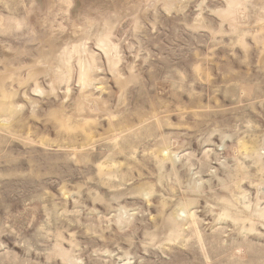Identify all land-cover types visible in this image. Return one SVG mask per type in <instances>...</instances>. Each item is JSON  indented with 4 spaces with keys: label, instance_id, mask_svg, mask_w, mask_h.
<instances>
[{
    "label": "rangeland",
    "instance_id": "374dc122",
    "mask_svg": "<svg viewBox=\"0 0 264 264\" xmlns=\"http://www.w3.org/2000/svg\"><path fill=\"white\" fill-rule=\"evenodd\" d=\"M0 264H264V0H0Z\"/></svg>",
    "mask_w": 264,
    "mask_h": 264
}]
</instances>
